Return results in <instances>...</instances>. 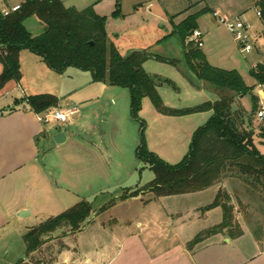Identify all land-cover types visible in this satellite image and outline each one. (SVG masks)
Segmentation results:
<instances>
[{
  "label": "rangeland",
  "instance_id": "1",
  "mask_svg": "<svg viewBox=\"0 0 264 264\" xmlns=\"http://www.w3.org/2000/svg\"><path fill=\"white\" fill-rule=\"evenodd\" d=\"M62 1L68 8H76L79 11L94 7L96 13L105 16L107 32L124 57L129 56L133 51L147 50L150 54L163 59L151 58L143 64V69L151 77L163 82L157 87V93L163 107L170 111L193 109L207 102L214 104L220 95L211 85L199 83L184 66L187 47L174 33L173 25L180 24L191 15L209 9V12L199 17L198 23L203 34L201 50L213 67L236 70L248 86H253L256 80L251 76V70L258 64L264 65L263 25L256 14L257 9L260 8L257 4L263 0ZM21 2L23 0H0V12L3 8ZM118 4L121 5L122 16L115 18L112 14ZM218 5H221L220 9H217ZM215 11H222L230 18L239 19L252 27L251 31L258 39L253 43V50L249 54L241 53V48L232 34L213 17L212 13ZM25 27L34 36L42 34L45 30L36 17L29 18L25 22ZM27 54L32 56L29 51ZM171 60H176L178 63L174 65L169 62ZM0 67L2 68L1 65ZM48 72L50 73H45V76L40 75L37 80L36 71L33 68H26L25 81L29 84L39 83L45 86L39 88L37 92L26 87L21 89L17 85L7 91L0 90V115L8 113L15 106V99L48 93H54L60 98H69L72 102L71 108L77 107L81 110L87 103L86 98L100 95L97 89L104 88L102 83L93 82L88 72L74 68H69L63 75L52 73L49 69ZM113 90L117 94L114 96L117 103L116 118L109 110L93 111L89 112V120L80 121L79 117L84 116L82 110L81 115L72 119L75 121L72 126L70 122L44 124L46 129L61 127L76 140L75 144L71 142L58 144L53 137L42 138L40 141V153L44 164L49 165L50 161H54L53 165L47 168L49 173H54L55 178L52 176V181H57L62 187H70L75 191V196L65 195L61 191V194L59 193L61 199L67 201L65 208L57 209L53 214L38 216L34 214L23 218V221L14 218L8 233L0 235V264H18L26 259L32 264H67L68 258L70 260L71 256L76 257L74 251H78L79 245L89 246L93 238L96 239L97 246L103 244L111 237L103 228L114 227V219L122 222L133 221L138 209L129 208L128 205H122L114 210L110 208L105 212H101V209L112 200L117 201L119 195L131 194L144 188L155 178L154 172L136 156L142 131H144L145 145L150 152L169 165H177L189 153L193 134L197 129L204 127L214 115L213 110L171 115L158 110L152 100L145 97L139 115L144 125L142 129L141 124L131 117L129 90L117 87ZM56 91L58 94H55ZM255 91L259 93L260 86H257ZM237 103L238 99L235 104L239 106ZM235 104L232 112L238 118V113L241 111L239 107L238 111H234L237 108ZM251 121L254 126L256 146L264 154V139L261 138L260 131L264 123L256 116ZM238 126L240 130H245V125L240 119ZM106 173H109L110 181ZM67 179L69 184H65ZM88 179L91 180L90 185ZM113 182L115 183L112 184ZM215 186L213 187L218 193L225 187L232 196V204L235 208L233 226L220 234L222 238L239 237L245 230L255 239H264V192L254 189L237 178L225 179ZM128 187L132 190H125ZM82 200L90 202L94 212L80 225V230L64 223L61 228L45 237L41 248L27 258L24 236L28 228L36 227L52 217L61 215ZM189 205L194 207L191 202ZM209 206L197 213L198 220L201 221L194 224V237L186 244V249L190 253H194L201 244L211 241L214 237L209 231L216 226L214 225L216 218L207 215ZM182 207L184 206L178 205V208ZM21 214L22 212L18 215L23 217ZM195 218L197 221L196 215ZM91 223H95V226L93 227ZM82 230L85 231L84 234L78 237ZM198 236L202 237V241L195 244Z\"/></svg>",
  "mask_w": 264,
  "mask_h": 264
},
{
  "label": "trees",
  "instance_id": "2",
  "mask_svg": "<svg viewBox=\"0 0 264 264\" xmlns=\"http://www.w3.org/2000/svg\"><path fill=\"white\" fill-rule=\"evenodd\" d=\"M257 5L264 10V0ZM207 12L209 9L191 15L178 25L172 23L174 33L187 47L184 66L188 73L199 83L211 85L218 95L220 94L219 100L214 104L207 102L203 106L181 111L164 108L157 93V87L163 82L151 77L143 69V64L151 58L163 59L147 50L133 51L124 57L107 32L106 17L98 15L94 7L82 11L68 8L62 0H26L19 12L8 17H4L0 12V65L3 66L0 90H5L12 82L21 83L23 74L20 54L22 51H29L41 58L49 69L58 75L74 68L90 73L95 83L128 89L131 117L141 124L142 129L144 125L139 115L145 97H149L158 110L171 115L214 111L209 122L193 134L189 153L177 165H169L150 152L145 145L142 131L136 156L154 172L155 178L144 188L124 194L120 200L137 197L141 193H153L159 198L201 192L229 178L240 179L254 189L264 192V154L256 146L251 121L259 109V99L254 95L255 87L248 86L236 70L213 67L201 48L189 40V36L199 28V17ZM112 15L115 18L122 16L120 4ZM32 17H36L45 28L38 36L32 35L25 27V22ZM261 22L264 35V15ZM169 62L174 65L178 63L176 60ZM251 76L258 84H264V65L258 64L253 68ZM245 96H250L252 102L249 117L252 130L246 125L247 112L241 111L238 118L232 112L236 100ZM15 104H26L35 114L41 115L58 109L59 99L55 95L44 94L29 96L16 101ZM238 119L245 125L244 131L240 130ZM260 131L261 138L264 139V127H261ZM115 204L116 201L112 200L101 212L109 210ZM218 207L223 210V221L209 231L211 235L221 234L233 226L235 208L231 195L224 189L219 191L208 210ZM93 212L92 204L82 200L61 215L30 228L24 236L27 258L41 248L45 237L61 228L64 223L80 230V225L87 221ZM201 241L202 237L198 236L195 244ZM18 264L32 263L26 259Z\"/></svg>",
  "mask_w": 264,
  "mask_h": 264
},
{
  "label": "crops",
  "instance_id": "3",
  "mask_svg": "<svg viewBox=\"0 0 264 264\" xmlns=\"http://www.w3.org/2000/svg\"><path fill=\"white\" fill-rule=\"evenodd\" d=\"M220 6L218 5L217 9H220ZM198 26V30L201 31L199 23ZM27 53L28 51H22L20 54L23 85L12 82L3 91L17 85L21 89L26 87L28 90L37 92L44 86L39 83L29 84L25 81L26 68H33L36 71L37 80L40 75L45 76V73H50L49 67L41 58L33 54L32 57ZM2 71L3 66L0 67V75ZM49 71L52 70L49 69ZM103 85L104 88L97 89L100 95L86 98L87 103L78 110L76 116L81 115V111L84 110V116L79 117L80 121L89 120V112L93 111L109 110L115 118L117 117L115 110L117 103L114 97L117 94L113 90L116 87ZM260 85L256 82L253 86L256 89ZM255 89L254 95L259 99L260 92L256 93ZM92 93L94 94V91ZM55 94H58V91ZM57 97L58 109L71 108L72 102L69 98ZM22 99L24 98L15 99L14 103ZM237 104L239 106L235 104L237 108L234 111H238L239 107V111L247 112L245 121L250 127L249 117L252 112L250 96L239 97ZM74 108L77 109V107ZM12 109L0 115V235L8 233L14 218L23 221V218L34 216V214L37 216L53 214L55 210L65 208L67 201L61 199L59 195L61 191L65 195L75 196V191L70 187H62L57 181H52V176L55 178L54 173H49L47 168L52 166L54 161L45 165L40 153L42 138H55L62 133L66 136L65 143L72 144L76 143L75 138L58 126L46 129L38 115L26 104L19 106L15 104ZM74 123L75 121L71 120L70 126ZM252 129L250 127V130ZM107 178L110 181V175ZM87 182L90 185L91 180L88 179ZM65 184H69V180ZM215 187L196 193L159 198L153 193H141L137 197L120 200L123 195H119L111 209L114 210L122 205L138 209L133 221L122 222L114 219V227L103 228L111 235L110 239L98 246L95 238L91 239L92 243L89 246L79 245L78 251H74L76 257L71 256L70 260L68 258L67 264L70 261V264H264V239H255L245 230L236 238H222L220 234H216L211 241L201 244L194 253L186 249V244L194 237V224L201 221L198 220V211L211 205L218 194ZM223 188L226 190L225 187ZM125 190L132 189L128 187ZM189 202L194 207L190 206ZM178 205L184 207L178 208ZM21 212H28V215L20 217L18 214ZM195 215L197 221L196 218L194 219ZM207 215L216 218L214 225L221 224V208L208 210ZM91 224L95 226V223ZM84 232L82 230L78 237Z\"/></svg>",
  "mask_w": 264,
  "mask_h": 264
},
{
  "label": "built area",
  "instance_id": "4",
  "mask_svg": "<svg viewBox=\"0 0 264 264\" xmlns=\"http://www.w3.org/2000/svg\"><path fill=\"white\" fill-rule=\"evenodd\" d=\"M23 2L13 5L12 7L3 8L1 14L4 17H8L13 13L19 12L21 10ZM257 16L261 19L264 15V10L262 8L257 9ZM213 17L223 24L227 30L232 34L234 39L238 42L241 53L249 54L253 50V43L258 39L257 35L253 33L252 27L239 19H232L222 11H215L212 13ZM203 34L200 30H195L190 36V42H193L198 47H203L202 42ZM260 97H259V109L256 113V117L259 121L264 123V84L260 85ZM78 109H54L47 111L41 115H38L39 120L44 123L57 122L61 124L69 123L74 116L78 114Z\"/></svg>",
  "mask_w": 264,
  "mask_h": 264
},
{
  "label": "water",
  "instance_id": "5",
  "mask_svg": "<svg viewBox=\"0 0 264 264\" xmlns=\"http://www.w3.org/2000/svg\"><path fill=\"white\" fill-rule=\"evenodd\" d=\"M55 140L58 144H63L65 141H66V136L65 134H58L56 137H55ZM26 214H28V212H22L21 216H25Z\"/></svg>",
  "mask_w": 264,
  "mask_h": 264
}]
</instances>
